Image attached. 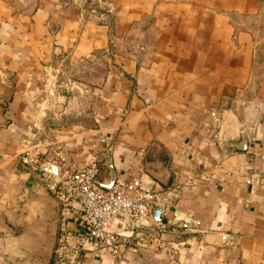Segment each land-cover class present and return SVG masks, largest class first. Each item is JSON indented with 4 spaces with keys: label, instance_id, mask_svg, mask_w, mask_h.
<instances>
[{
    "label": "crops",
    "instance_id": "obj_1",
    "mask_svg": "<svg viewBox=\"0 0 264 264\" xmlns=\"http://www.w3.org/2000/svg\"><path fill=\"white\" fill-rule=\"evenodd\" d=\"M101 1L0 0V264H51L28 149L160 194L177 255L132 242L126 264H264V0ZM83 264L113 262L90 244Z\"/></svg>",
    "mask_w": 264,
    "mask_h": 264
},
{
    "label": "built area",
    "instance_id": "obj_2",
    "mask_svg": "<svg viewBox=\"0 0 264 264\" xmlns=\"http://www.w3.org/2000/svg\"><path fill=\"white\" fill-rule=\"evenodd\" d=\"M71 3L89 14L102 10L104 17L111 13L109 5L101 0H71ZM20 163L37 177L56 203L51 264H83L90 244L105 251L113 264H126L125 251L132 242L162 248L170 258L177 255L176 249L160 240L169 226L154 220L161 204L160 194L143 188L137 180L115 179L111 186H103L95 161L71 170L57 158L42 159L38 149L23 152ZM220 239L227 243L228 236L221 234Z\"/></svg>",
    "mask_w": 264,
    "mask_h": 264
},
{
    "label": "rangeland",
    "instance_id": "obj_3",
    "mask_svg": "<svg viewBox=\"0 0 264 264\" xmlns=\"http://www.w3.org/2000/svg\"><path fill=\"white\" fill-rule=\"evenodd\" d=\"M83 7V6H82ZM86 9H82L80 12H86ZM263 22V23H262ZM251 28L253 29L254 36L253 40L254 42L258 43V46H263L264 42V21H257V23H251Z\"/></svg>",
    "mask_w": 264,
    "mask_h": 264
},
{
    "label": "water",
    "instance_id": "obj_4",
    "mask_svg": "<svg viewBox=\"0 0 264 264\" xmlns=\"http://www.w3.org/2000/svg\"><path fill=\"white\" fill-rule=\"evenodd\" d=\"M158 213V212H157Z\"/></svg>",
    "mask_w": 264,
    "mask_h": 264
}]
</instances>
